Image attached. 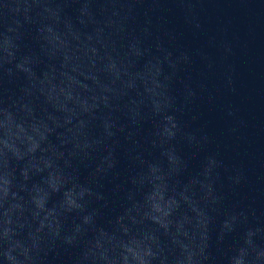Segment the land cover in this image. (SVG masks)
I'll use <instances>...</instances> for the list:
<instances>
[{
  "label": "clouds",
  "instance_id": "obj_1",
  "mask_svg": "<svg viewBox=\"0 0 264 264\" xmlns=\"http://www.w3.org/2000/svg\"><path fill=\"white\" fill-rule=\"evenodd\" d=\"M34 2L44 5L35 17L14 26L0 23V137L21 140L23 134L26 143L23 151L10 149L11 156L0 151V264H216L213 248L223 255L224 264L261 259L250 243L264 236L256 210L237 202L221 212L228 195H238L245 179L242 170L228 166L209 147L212 138L204 128L182 120L196 91L185 85L181 102L171 94L179 63L190 62L187 53L173 61L157 41L163 56H154L147 27L140 34H127L121 26L124 58L118 61L108 53L99 69L92 62L96 74L91 79L99 87L92 103L61 89L65 101H78V114L67 104L54 103L45 88V81L51 84L57 74V61L60 69L67 67V54L61 57L49 49L54 41L64 43V29L75 31L76 39H91L77 25H91L102 34L112 21L97 19L90 6L115 0ZM11 3H0V18L11 11ZM145 57V68L158 66L152 87L136 70ZM165 63L172 69L168 74ZM101 75L109 78L107 83ZM140 85L143 93L137 91ZM155 89L161 90L164 102L152 101L148 114L142 100L129 96L156 95ZM146 123L150 130L141 136ZM192 200L198 201L195 230L201 243L177 245L172 225L183 227L190 221L182 201ZM145 222L156 227H144Z\"/></svg>",
  "mask_w": 264,
  "mask_h": 264
}]
</instances>
